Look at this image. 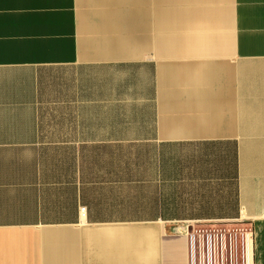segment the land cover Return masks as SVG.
Masks as SVG:
<instances>
[{
  "label": "crops",
  "instance_id": "crops-1",
  "mask_svg": "<svg viewBox=\"0 0 264 264\" xmlns=\"http://www.w3.org/2000/svg\"><path fill=\"white\" fill-rule=\"evenodd\" d=\"M214 221L264 264V0H0V264H189Z\"/></svg>",
  "mask_w": 264,
  "mask_h": 264
},
{
  "label": "built area",
  "instance_id": "built-area-1",
  "mask_svg": "<svg viewBox=\"0 0 264 264\" xmlns=\"http://www.w3.org/2000/svg\"><path fill=\"white\" fill-rule=\"evenodd\" d=\"M189 264H251L252 232L249 222L184 224Z\"/></svg>",
  "mask_w": 264,
  "mask_h": 264
},
{
  "label": "rangeland",
  "instance_id": "rangeland-1",
  "mask_svg": "<svg viewBox=\"0 0 264 264\" xmlns=\"http://www.w3.org/2000/svg\"><path fill=\"white\" fill-rule=\"evenodd\" d=\"M53 131H54V128L53 127H51V128L48 129L49 139L55 138V136H53Z\"/></svg>",
  "mask_w": 264,
  "mask_h": 264
}]
</instances>
